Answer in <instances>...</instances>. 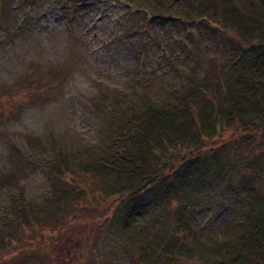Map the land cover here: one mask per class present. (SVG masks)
Returning <instances> with one entry per match:
<instances>
[{
	"label": "rangeland",
	"instance_id": "374dc122",
	"mask_svg": "<svg viewBox=\"0 0 264 264\" xmlns=\"http://www.w3.org/2000/svg\"><path fill=\"white\" fill-rule=\"evenodd\" d=\"M155 1L170 2L175 14L190 2L0 0V264H139L136 239H149L151 222L169 235L175 260L168 264H208L177 237L214 244L264 195L259 129L232 140L225 134L203 140L220 147L213 163L219 166L182 194L188 209L180 207L182 216L173 221L158 202L122 230L112 215L116 197L99 189L115 176L107 171L94 181L85 171L116 147L109 129L117 126V111L140 107L145 97L169 100L177 88L199 115L229 77L237 36L215 21L210 29L198 21L191 30L183 17L169 20L162 11L156 18L150 13ZM190 152L174 148L161 163L179 166ZM73 188L90 192L88 203L79 202L73 214L48 208ZM73 246L79 250L71 255Z\"/></svg>",
	"mask_w": 264,
	"mask_h": 264
},
{
	"label": "trees",
	"instance_id": "16d2710c",
	"mask_svg": "<svg viewBox=\"0 0 264 264\" xmlns=\"http://www.w3.org/2000/svg\"><path fill=\"white\" fill-rule=\"evenodd\" d=\"M180 10L183 14L173 13L170 2L167 6L156 1L150 5V13L156 18L165 11L169 20L176 15L183 17L186 25L187 19L191 20L193 25H188L191 30L198 21L203 22L206 29H210L209 22L215 21L219 28L236 35L241 44L238 51L235 50L238 54L233 57L236 53L233 52L231 57L229 77L217 84L216 91L222 92L216 96L213 93L214 99L206 100V107L199 115L192 110V104L190 107L184 104L186 96L177 88L169 100L145 97L141 98L140 107L132 104L117 111V126L109 129L116 147L111 148L112 154L86 166L85 171L93 174L94 181L107 171L115 176L107 182L104 180L99 189L109 199L116 197L112 215L122 230L137 224V218L158 202L171 211L169 220L181 218L180 207L188 209L182 202V194L202 180L210 168L219 166V163H213L220 147L207 146L203 140L220 134L232 140L242 132L253 131L250 129L264 131V0H217L214 5L210 1L190 0L189 5ZM197 88L193 87V91ZM219 140L224 141L223 138ZM177 147L192 152L188 157L184 156L179 166L169 161L161 163L162 158ZM249 164L254 165L256 173L259 168L264 169L258 168L256 159L250 160ZM244 180L246 184L252 181L247 177ZM90 194L73 188L54 202L49 201L48 208L57 206L73 214L80 208L79 202L88 203ZM31 214L37 213L31 211ZM157 224H149L154 229L149 239L143 236L136 239L139 248L135 254H138L139 264H168L175 260L171 240L167 242L169 235L157 229ZM135 229L138 232L145 230L140 231L137 225ZM178 240L192 245L208 264H264V195H258L255 202H250L247 216L235 225L230 235L217 239L214 244H204L187 234L178 236ZM23 249L22 254L26 251ZM78 250L73 246L71 255Z\"/></svg>",
	"mask_w": 264,
	"mask_h": 264
}]
</instances>
